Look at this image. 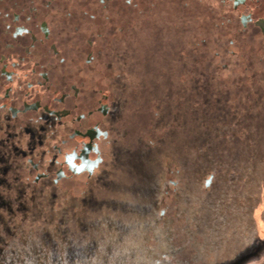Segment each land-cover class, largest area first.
Wrapping results in <instances>:
<instances>
[{
    "label": "rangeland",
    "instance_id": "374dc122",
    "mask_svg": "<svg viewBox=\"0 0 264 264\" xmlns=\"http://www.w3.org/2000/svg\"><path fill=\"white\" fill-rule=\"evenodd\" d=\"M15 12L37 30L38 12L49 13L44 39L74 62L73 93L93 94L113 123L95 138L111 147L103 168L74 172L66 152L62 175L49 158L58 146L7 128L13 110L0 107V264H116L132 238H166L161 217L186 210L196 224L176 257L155 263L142 243L139 264H264V53L243 39L239 15L223 0H0V58L5 41L32 38L12 36ZM106 248L114 255L101 262Z\"/></svg>",
    "mask_w": 264,
    "mask_h": 264
},
{
    "label": "crops",
    "instance_id": "0c3cea01",
    "mask_svg": "<svg viewBox=\"0 0 264 264\" xmlns=\"http://www.w3.org/2000/svg\"><path fill=\"white\" fill-rule=\"evenodd\" d=\"M24 14L22 12L21 15L24 16ZM21 15L19 12L14 13V16H16V31L12 36L18 37L21 35V37H24L31 35V41L28 44L20 39L5 41L6 51L2 52L5 56L2 54V58H0L2 65V68H0V86L7 85L4 92L0 94V107H9L13 110L11 119L7 122V128H11L12 131L17 133L20 131L22 135L33 128L32 135L34 138L42 136L44 147L58 146V150L55 153L53 152L54 155L49 156V158L53 157L58 160L56 166L59 168V174H65L63 167H61V159L66 152L70 153L67 157L69 160L67 163L72 170L75 168L70 162L81 159V162L88 163V170L90 169V172H93L103 161L101 140L95 138H101V135L107 137L108 127L113 123V119L110 118L112 114L109 107H94L93 94H87L85 90L80 91L74 85L76 94L73 93L72 85L69 86L68 80L71 81L75 77V75H70L72 72L73 74L76 72L74 62H71L70 59L67 61L66 58L62 57L59 49L62 47L61 45L59 46L55 42H47L44 39H50L49 34L53 29L49 13L38 12V18L40 17V19L37 23H39L40 30L33 27L31 21L35 19L30 17L31 14L27 15L28 19L24 17L20 19ZM37 31L44 33V37H40L41 41H38ZM40 44L45 47H39ZM18 47L25 49L22 51L18 49L16 52L14 48ZM31 48L32 51H30ZM48 48L54 49V54H56L53 61L51 55L47 52ZM29 53L33 54L30 56ZM13 54H21V58L19 56L14 59ZM40 61H42L43 70H39L37 66ZM41 77L44 80H41ZM3 79L5 82H3ZM88 101L92 102V107L88 105L80 107ZM101 108L102 112L100 111ZM29 111L34 113L32 119H30L31 113ZM34 120L38 123L31 127ZM87 135L91 139L89 143H86L87 138H84ZM24 138H22V141H27ZM82 142L86 143L84 146L85 151L84 154L80 155L77 149ZM33 143L37 145L38 142L33 140ZM22 148L26 151L24 146ZM71 154L73 157L70 156ZM91 154H96V157L91 158ZM32 155L36 159H39V157L41 159L48 158L46 152L41 155L32 153ZM74 172L78 171L75 170Z\"/></svg>",
    "mask_w": 264,
    "mask_h": 264
},
{
    "label": "trees",
    "instance_id": "16d2710c",
    "mask_svg": "<svg viewBox=\"0 0 264 264\" xmlns=\"http://www.w3.org/2000/svg\"><path fill=\"white\" fill-rule=\"evenodd\" d=\"M176 198H177V200L179 199L177 196H176ZM188 213H189V211H187V210L181 211L179 213L178 212L174 213V216H173L174 220L173 221H170V220L166 221L165 217L162 216L160 221H159V229L160 228L165 229V232H163L165 234L163 236H165L166 238H163V239H166V240L162 244H160L163 239L160 238L159 236H157L158 235L157 233H159V232H156V230H151L150 231L151 233L149 232L147 234L148 236L151 235V236H149V238H146V237L142 238V239L132 238L131 246L127 247V245L124 244L125 245L124 249L122 248L124 253H125V254L123 253V255H125V257H121L118 262L116 261V264H133L132 261L139 264L138 255L141 253L138 252L139 251L138 249L141 248L142 243H145V245L148 247L149 250H148L147 255H148V257H150V259H153V262H155V263L161 262V258H159V256L160 257H167L168 255H170L169 254L170 252H172L171 257L173 255H174L173 257H176V255L173 253V250L178 249V248L180 249V247H179L180 244L178 245L179 238H180L179 235H181L183 232L185 233L186 226H189L190 224H192V226H193L196 224V221L193 219L195 216L194 213H192V215H189ZM160 215H163V214L160 212ZM176 220L179 221L178 226L173 227L174 224L176 223ZM115 229H118V228L116 227ZM259 232H258L257 237H255L251 241H247L248 246H251L254 243V240L256 241V240H259L261 238L259 235ZM187 235H188V233H187ZM126 239H129V238H126ZM149 241H152L151 245L147 244ZM188 245H189V243L185 244L184 248H187ZM105 255L108 257L110 256L109 260H111L114 253L110 252L108 248L104 249V251H102V254L100 256L101 262H103L102 260L104 259ZM143 257L148 258V257H145V254L143 255Z\"/></svg>",
    "mask_w": 264,
    "mask_h": 264
},
{
    "label": "flooded vegetation",
    "instance_id": "af4514ba",
    "mask_svg": "<svg viewBox=\"0 0 264 264\" xmlns=\"http://www.w3.org/2000/svg\"><path fill=\"white\" fill-rule=\"evenodd\" d=\"M224 5L228 10H230L232 13L239 15V19L242 22L243 30L245 31L242 36L243 39H248L249 44L253 46L254 51H257L258 53L262 52L261 54L264 53V0H223ZM248 37V38H247ZM249 46V45H248ZM251 47H249L248 50V56L253 58H256V54L254 51L250 52ZM259 54V56L261 55ZM261 61V68L264 69V59H260ZM254 62V61H251ZM244 67L245 63H242ZM95 62L89 65V68L91 66L94 67ZM249 70H244L246 71L245 73L250 74V69L251 67L248 68ZM250 77V76H249ZM258 78L263 80L264 78V71L258 73ZM252 83V82H251ZM250 85V84H249ZM115 95V94H113ZM101 145L103 146V161L102 163L99 164V166L96 168L95 172L97 173L101 168H103V164L105 165V161H107L110 157V144L109 142L105 141L103 138L101 139ZM67 161H69L67 159ZM76 162L77 165H80L82 162L78 163L77 159L74 161ZM72 164V161L70 162ZM75 168V167H74ZM76 170V169H74ZM90 182V181H89ZM93 183H91V186L86 187V189L91 190L92 186L94 185L95 182V177H93L92 180ZM75 192V189H72L70 191L65 192L69 194H73ZM177 200V198H176ZM178 201V200H177ZM176 201V202H177ZM165 204V203H164Z\"/></svg>",
    "mask_w": 264,
    "mask_h": 264
},
{
    "label": "water",
    "instance_id": "95a60500",
    "mask_svg": "<svg viewBox=\"0 0 264 264\" xmlns=\"http://www.w3.org/2000/svg\"><path fill=\"white\" fill-rule=\"evenodd\" d=\"M70 156L73 157L72 154ZM72 166L75 167V169L77 171H82V170L87 168L88 163L87 162H82L80 165H77L76 162L72 161ZM210 181H211V178L207 181V184L210 183ZM162 213H164V210L162 211Z\"/></svg>",
    "mask_w": 264,
    "mask_h": 264
}]
</instances>
